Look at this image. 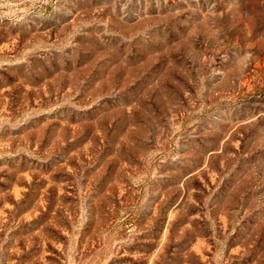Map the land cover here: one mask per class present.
I'll return each instance as SVG.
<instances>
[{
    "label": "rangeland",
    "instance_id": "rangeland-1",
    "mask_svg": "<svg viewBox=\"0 0 264 264\" xmlns=\"http://www.w3.org/2000/svg\"><path fill=\"white\" fill-rule=\"evenodd\" d=\"M0 264H264V0H0Z\"/></svg>",
    "mask_w": 264,
    "mask_h": 264
}]
</instances>
